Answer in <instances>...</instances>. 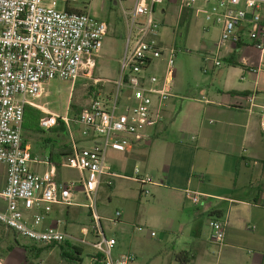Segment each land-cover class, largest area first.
Wrapping results in <instances>:
<instances>
[{"label": "built area", "instance_id": "obj_1", "mask_svg": "<svg viewBox=\"0 0 264 264\" xmlns=\"http://www.w3.org/2000/svg\"><path fill=\"white\" fill-rule=\"evenodd\" d=\"M77 1L0 0V165L5 169L0 192L5 208L0 210V225L39 247L69 242L87 245L96 254L91 257L92 264H132V254L114 257L115 239L105 238L99 231L96 198L101 185L111 188L118 177L107 162L108 153L125 152L132 136L163 123L174 51L165 48L160 40L166 11H156V7L164 3L176 6L179 20L184 12L198 7L203 12L202 30L217 28L218 39L203 56L202 73L221 68L226 59L248 48L257 54V63L242 59L241 66L245 72L258 75L264 71V0H113L120 9L125 31L118 80L113 82L115 95L113 90L105 94L102 84L107 81L92 78L109 24L93 18L86 8H71ZM97 1L102 0L90 3ZM163 53L167 60L162 79L149 74L148 69ZM80 79L93 82L88 89L93 96L88 106L77 111L72 120L49 113L38 120L39 129L47 131L62 123L70 136L71 127H75L90 144L89 149L82 150L72 141L71 162L63 166L78 172L79 179L57 181L49 158L32 155L23 144L24 112L26 107L40 110L31 99L44 94V84L52 80L74 84ZM122 91L130 103L120 102ZM256 98L252 92L242 101L252 108ZM261 100L264 102V97ZM32 165L48 170L36 173ZM135 174L140 195L149 196L151 178L138 171ZM77 193L89 202L95 231V240L89 243L56 227L41 228L53 206H74ZM189 199L194 205L200 202L197 195H189ZM114 216L119 218L120 212ZM207 224L213 243L221 244L225 224L216 219Z\"/></svg>", "mask_w": 264, "mask_h": 264}, {"label": "crops", "instance_id": "obj_2", "mask_svg": "<svg viewBox=\"0 0 264 264\" xmlns=\"http://www.w3.org/2000/svg\"><path fill=\"white\" fill-rule=\"evenodd\" d=\"M212 44L208 46L209 49ZM242 59L255 64L257 54L252 49L245 48L226 59L223 66L239 67V71L235 79L225 71L222 91L215 93L207 89L184 97L179 94L180 86L169 79L167 89L170 97L162 109L163 123L154 129H143L132 136L131 146L125 152L108 153V164L114 160L132 161L135 167L142 166L141 176H152V183L147 186V190L153 189L154 201L163 202L167 209L175 203L182 210L188 209L189 214L182 225L187 228V243L177 250L172 247L173 261L169 264H264V102L261 100L264 97V71L258 75L245 72L241 66ZM228 60L233 61L234 66ZM252 92L257 94V98L256 106L250 108L249 103H244L242 99ZM34 105L42 110L40 105ZM46 113L53 114L45 111L42 112L43 116ZM61 125L67 131L64 124ZM74 132L78 135H69L63 147H71L74 141L80 149H89L90 144L80 136L79 130L75 128ZM144 142L145 147H150L148 150L140 148ZM30 153L38 156L35 152ZM44 157L49 158V154H44L41 158ZM51 164L55 167L54 178L57 181L79 179L80 174L75 170L66 168L63 164L58 168ZM154 164H157L155 170ZM110 168L114 173V168ZM31 169L36 173L48 170L42 165H32ZM148 172L151 174L148 175ZM123 177L128 180L127 176ZM4 181L3 167L0 192ZM129 182L136 184L139 192V185L135 180L131 178ZM108 189L116 190L114 182ZM189 195L199 196V204L194 205ZM77 206L74 203L72 207ZM54 207L45 217L41 228L67 226V221L60 218ZM4 208L5 205L0 200V210ZM69 208L61 210L64 217L68 216ZM211 219L225 224L223 240L219 245L214 244L211 238V230L207 224ZM98 227L103 234L100 220ZM162 229L170 232L171 223L166 221ZM6 233L9 230L0 225V243ZM82 233L88 234V231L81 228V235ZM14 244L4 247L6 252H1L0 264L31 263L23 246L18 242ZM123 254L132 253L119 251L115 256ZM75 259L76 264L82 263L80 255L76 254ZM135 262L134 256L132 264Z\"/></svg>", "mask_w": 264, "mask_h": 264}, {"label": "rangeland", "instance_id": "obj_3", "mask_svg": "<svg viewBox=\"0 0 264 264\" xmlns=\"http://www.w3.org/2000/svg\"><path fill=\"white\" fill-rule=\"evenodd\" d=\"M76 10L86 8L89 14L98 20L106 21L109 24V31L104 38L102 48L96 59V67L93 71L92 78L107 81L103 83L105 94L115 95L113 82L118 80L120 61L124 49V25L120 18V9L113 4V0H102L91 2L90 0H78L70 5ZM58 10H61V4H58ZM163 8L165 12L162 28L159 30L160 40L163 46L174 51V59L172 66V83L180 86L179 94L187 97L201 90L209 89L210 92L222 91L223 73L227 71L232 78H236L239 67H225L214 69L208 74L202 73L203 56L209 50L208 46L218 39V30L210 26L207 32L202 30L203 12L195 7L190 12L189 22L186 28H181L178 19L177 8L174 5L164 3L158 9ZM163 16H160V18ZM167 55L163 53L162 57L154 62L149 69V74L163 78L166 69ZM92 81L80 79L74 84L59 80H52L44 84L41 96L31 99L34 104L40 105L42 110L40 113L47 111L59 117H66L72 120L76 113L75 108L86 107L90 104L92 93L89 87ZM101 85V84H100ZM121 103H130L125 91L119 94ZM70 105L75 108H71ZM32 113L33 110H28ZM44 114H42L43 116ZM40 116V117H42ZM27 127L22 128V138L25 146L30 152H35L42 157L48 155L50 148H62L66 143L70 133L63 131L62 125L59 123L54 129L41 131L37 128H31L32 132L26 131ZM67 130V129H66ZM73 136H77L75 127H71ZM50 141L52 144H47ZM141 149L148 150L150 147L144 146ZM108 162V161H107ZM110 166L114 169V173L119 177L114 180L116 190L108 189L101 185L96 198V214L99 216L102 232L105 238H115L116 246L112 254L115 256L117 252H131L136 257L135 264H169L173 261L172 247L177 250L182 248L188 240V232L184 224V219L189 214L188 209L182 210L177 203L170 209H167L163 202H157L153 199V189H150V195H139L137 185L129 182L131 178H136L135 171L141 175L142 166L131 161L122 162L118 160L109 161ZM154 164L153 169H156ZM148 175L151 173L148 172ZM3 175V166L0 165V179ZM123 176H127L128 180ZM152 178V176H150ZM118 187V189H117ZM73 203L78 204L77 207H70L68 216L64 217V208L55 206L58 210L60 218L67 221V226L58 225V229L78 239H84L86 242H92L95 234L93 233V221L89 215V202L81 194L73 197ZM116 211L121 212V217L116 219L114 214ZM166 221L171 223L170 232L164 231L162 227L166 225ZM98 224V223H97ZM81 228L88 231L87 236L81 235ZM181 230V231H180ZM23 247H31L29 241L19 237L9 231L0 243V254L6 252L8 245L14 243ZM78 247L81 250V264H91L90 260L95 252L87 245H78L75 243H62L61 247ZM36 247V246H35ZM3 250H2V249ZM43 249L38 259H31L29 264H68L61 257L59 247L49 246ZM46 249V250H44ZM72 249V248H71ZM75 250H79L74 248ZM69 256V255H67ZM28 264V263H27ZM76 264V263H75ZM96 264H101L98 261Z\"/></svg>", "mask_w": 264, "mask_h": 264}, {"label": "trees", "instance_id": "obj_4", "mask_svg": "<svg viewBox=\"0 0 264 264\" xmlns=\"http://www.w3.org/2000/svg\"><path fill=\"white\" fill-rule=\"evenodd\" d=\"M189 18H190V13L189 12H184L182 14V18L180 20V26L181 28H186L188 22H189ZM229 64L232 66H234V62L231 61V60H228ZM71 108H75L74 106L70 105ZM76 109V108H75ZM28 110H33L32 113H30ZM76 111H79V109ZM40 116H42V113H40L39 111L37 110H34L30 107H26L25 109V112H24V117H23V126H26L27 129L26 131L27 132H32L31 128H37L39 129L38 127V120L40 118ZM41 130V129H39ZM64 130V129H63ZM50 131V130H49ZM47 144H51L50 141H45ZM23 144L25 145V143L23 142ZM52 146V144H51ZM71 157H72V151H71V147L68 146V147H62V148H54V146H52L50 148V151H49V161L53 164H55V166L58 168V167H61V164L63 165H66V164H70L71 162ZM61 160H62V163H61ZM66 244V243H64ZM44 247H49V246H44ZM55 247V246H53ZM57 247V246H56ZM59 249H60V254H61V257L63 259H65V261H67L68 264H75L76 262V259H75V255H81V250L78 248V247H64L61 245L58 246ZM23 250L25 251L26 253V256L33 259V260H36L39 258L41 252L43 251V249H40L39 247H22ZM72 248V249H71ZM74 248H77L79 250H75ZM69 255V256H67Z\"/></svg>", "mask_w": 264, "mask_h": 264}]
</instances>
